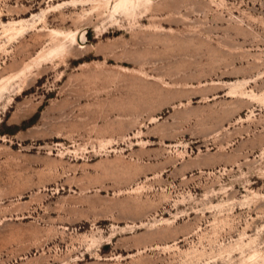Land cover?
<instances>
[{
    "label": "rangeland",
    "instance_id": "374dc122",
    "mask_svg": "<svg viewBox=\"0 0 264 264\" xmlns=\"http://www.w3.org/2000/svg\"><path fill=\"white\" fill-rule=\"evenodd\" d=\"M125 1L0 0V264H264V0Z\"/></svg>",
    "mask_w": 264,
    "mask_h": 264
},
{
    "label": "bare ground",
    "instance_id": "6f19581e",
    "mask_svg": "<svg viewBox=\"0 0 264 264\" xmlns=\"http://www.w3.org/2000/svg\"><path fill=\"white\" fill-rule=\"evenodd\" d=\"M125 1V0H124ZM124 3H126V1L124 2ZM127 3H128V1H127ZM120 4H122V3H120ZM124 5V4H123ZM126 5V4H125Z\"/></svg>",
    "mask_w": 264,
    "mask_h": 264
}]
</instances>
